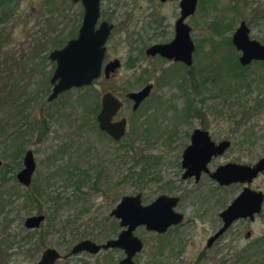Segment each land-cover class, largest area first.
<instances>
[{
    "label": "rangeland",
    "instance_id": "1",
    "mask_svg": "<svg viewBox=\"0 0 264 264\" xmlns=\"http://www.w3.org/2000/svg\"><path fill=\"white\" fill-rule=\"evenodd\" d=\"M110 2L104 0L103 9L115 29L106 52L123 63L120 75L95 81L91 92L74 89L53 102H48V96L56 65L49 61V54L77 36L82 6L72 0H15L0 7V95L4 100L0 102V193H4L0 264H38L50 248L66 255L82 240L97 244L113 240L121 229L110 217L112 209L123 196L137 193L144 196L145 204L160 195L178 196L177 209L185 214V221L166 235L136 229L144 249L135 262L264 264V211L255 223L241 220L230 226L206 250L207 240L220 229V211L236 198L239 188H219L208 177L196 184L183 181L180 166L181 153L195 128L232 142L226 154L212 163L213 169L227 162H256L263 156L264 63L214 77L226 55H232L239 66V54L230 44L242 21L252 38L264 43V0H200L189 21L197 51L194 78L187 82L181 70L163 82V72L176 68L159 59L139 58L134 70L130 57L137 58L144 46L170 36L152 39L146 0H121L113 7ZM173 10V6L157 8L166 17V28L174 22ZM4 12L9 14L6 20ZM149 82L154 85L152 94L133 114L125 96ZM107 91L125 102L119 118H126L129 127L120 142L101 133L96 120L85 113L86 106H99ZM27 150L37 167L32 185L25 189L15 177ZM254 188L264 192V179L256 181ZM30 192L41 195L37 204L27 202ZM38 214L45 216L44 223L38 230L27 231L25 220ZM124 257L122 250L114 249L93 256L82 253L58 264H115Z\"/></svg>",
    "mask_w": 264,
    "mask_h": 264
},
{
    "label": "water",
    "instance_id": "2",
    "mask_svg": "<svg viewBox=\"0 0 264 264\" xmlns=\"http://www.w3.org/2000/svg\"><path fill=\"white\" fill-rule=\"evenodd\" d=\"M74 4H80L84 10L82 23L78 29L76 38L69 40L61 50H54L49 55V61L56 65L50 79L52 87L48 96V102H53L60 95L74 89H85L93 86V83L102 76L105 80L116 75L121 67L118 59L104 63L106 55L107 40L112 32V26L103 22L96 28L100 17L101 0H72ZM198 0L181 1V19L176 24L175 40L168 45H154L147 49V56H160L166 60L181 62L187 67L193 63L192 54L195 50L191 37H189L190 27L183 24L189 15L194 14ZM232 45L241 52L240 64L249 65L255 61H264V44L250 39L249 29L245 22H241L233 34ZM151 86H147L139 92L128 93L127 99L134 103L136 110L140 103L149 96ZM101 110L97 114L96 123L99 130L111 137L115 142H119L126 133V121L120 120L113 123L118 111L123 106L119 99L107 92L101 99ZM229 142H222L215 145L211 142L208 133L195 130L191 139V146L184 151L182 167L185 170L184 179L195 177L199 180L201 173L207 174V164L218 155H223L229 148ZM23 168L17 172L16 180L25 189L31 186L32 178L35 175L37 163L33 153L27 151L22 160ZM2 164L0 161V168ZM260 173L264 175V155L253 167L229 164L218 167L210 174L212 180L217 184L229 187L232 184H248L252 182ZM178 198L167 196L158 197L153 203L144 205L140 195L124 196L112 209L110 217L119 223L121 231L113 240L97 244L90 240H82L73 245L67 257H72L86 253L87 255H97L103 251L119 249L125 254L124 259L117 264H139L134 263V259L144 249V243L135 235V230H144L163 235L170 227L181 223L182 216L175 213V206ZM264 194L255 192L249 188H244L229 207L221 214L222 226L214 234L209 242L210 247L221 235L230 229V226L241 219H254V215L261 212ZM45 221L44 215L30 216L24 222L25 229L38 230ZM38 264H54L61 259L57 250L50 248L45 250Z\"/></svg>",
    "mask_w": 264,
    "mask_h": 264
},
{
    "label": "flooded vegetation",
    "instance_id": "3",
    "mask_svg": "<svg viewBox=\"0 0 264 264\" xmlns=\"http://www.w3.org/2000/svg\"><path fill=\"white\" fill-rule=\"evenodd\" d=\"M121 0H113V2H110V5L112 4V7L113 6H117V5H119L121 2H120ZM132 0H128V2L130 3ZM181 1L182 0H146V3L148 4L147 5V7H148V11H147V13H146V19L148 20V21H150V26H149V29H151L152 31H153V33H152V35L151 36H154L152 39L153 40H158L157 38H166V37H168V36H170L166 41L164 40V41H158V42H155V43H149L148 45H146V46H144V48L142 49V51L140 52V54H139V56L137 57V58H135V59H133L132 57H130V59H129V62H131V61H133L134 62V64H133V66L132 67H134V70L136 69V64L135 63H137V61L139 60V58H145L146 60H148V59H151V60H153V59H159V60H162V61H164V62H166V63H172L173 65H175V68H176V71H174V72H178L179 73V71L181 70L183 73H184V76H182V80H184L185 82H187L188 80H191V79H193L194 77H193V75H194V69H193V64H194V59H193V56H195V54H196V51H197V48L195 47V44H194V41L192 40V37L190 36L191 35V32H192V27H190V25H189V21H191V19L193 18V17H195L194 15L196 14V12H197V10L199 9V3H200V0H198V3H197V8H196V11L194 12V14H192V15H189L188 16V18H186L184 21H183V24L184 25H186L187 27H190V33H189V37H191V40H192V42H193V46H194V48H195V50H194V52H193V54H192V59H193V63H192V65H191V67H187V66H185L183 63H179V62H174V61H171V60H166V59H164V58H162V57H160L159 55L158 56H147L146 55V52H147V49L148 48H150L151 46H154V45H158V44H161V45H168L169 43H171V42H173L174 40H175V36H176V24L178 23V20L179 19H181V6H180V4H181ZM124 3H127V2H124ZM103 5H104V0H101V2H100V17H99V22H98V24H97V26H96V28H98L101 24H103V22H105V23H107L109 26H112V32H111V34H110V36H109V38H108V42H107V44H106V51H107V47H108V43L110 42L109 40H110V38H111V36H112V34L114 33V29H115V25H113L112 24V22L109 20V18H108V16H107V13H106V11L103 9ZM170 6H173L174 7V10H173V17H174V22H173V24L172 25H170L168 28H166L165 26H164V22H165V19H166V17H164V16H161L158 12H157V8L158 7H163V8H167V7H170ZM142 8V11L144 10V8L143 7H141ZM83 9V8H82ZM112 11V10H111ZM84 12V11H83ZM112 14H113V11H112ZM112 16V15H111ZM247 25V24H246ZM81 26V25H80ZM247 27H248V25H247ZM80 28V27H79ZM170 29V30H169ZM248 29H249V27H248ZM78 31V30H77ZM236 31V30H235ZM234 31V32H235ZM234 34V33H233ZM232 34V35H233ZM249 34H250V29H249ZM77 35H78V33H77ZM77 37V36H76ZM75 37V38H76ZM233 37V36H232ZM73 39V38H72ZM71 39V40H72ZM250 39H252V40H256V39H253L252 38V34H250ZM257 42H259L258 40H256ZM260 43V42H259ZM261 44V43H260ZM264 44V43H263ZM232 47H233V45H232V39H231V44H230ZM64 47V46H63ZM62 47V48H63ZM61 48V49H62ZM61 49H59V50H61ZM234 50H236V52L239 54L238 55V64H239V67H241V68H243V71H248L251 67H253V66H262V64L264 63V61H255V62H252V63H250L249 65H244V67L240 64V62H239V60H240V55H241V52H239V51H237V49H236V47L234 46ZM235 52V53H236ZM49 59V58H48ZM116 59H118V58H113V59H110L108 56H107V52H106V55H105V61H104V63L106 64L107 62H110V61H113V60H116ZM119 60V59H118ZM119 62H121L120 60H119ZM53 63V62H52ZM130 65V64H129ZM123 68V63L121 62V67L118 69V71H117V74L116 75H112L111 77H110V79H108V80H105L104 79V77L102 76L99 80H97V81H101V80H104L105 82L106 81H110V80H115V79H117V77L120 75V71H121V69ZM215 71H217L216 69H215ZM225 71V70H224ZM173 70L171 71L170 70V72L169 71H164L163 72V75H162V78L163 79H161L163 82H164V80H166V79H168V77H170V75L173 77L174 75H172L173 73ZM227 72V71H226ZM223 74V72H219L218 71V73L217 74H215V78H218V77H220L221 75ZM191 77H193V78H191ZM204 79H206V78H204ZM203 82H204V80H203ZM200 84H202V83H200ZM151 86V89H150V91H149V96L144 100V101H142L141 103H140V105H139V107L136 109V110H134V103L131 101V100H129V99H127V96H128V94L125 96V100H127V101H129V103L130 104H132V108H131V110H132V113L133 114H135V113H137L138 111H139V109L145 104V102L150 98V96H151V92H152V90H153V88H154V85H153V83H151V82H149L148 84H146L144 87H142V88H140L139 90H141V89H143V88H145V87H147V86ZM107 92H109V93H111V95H113L116 99H119V101H121V104L123 105L122 107H121V109L118 111V113H117V115H115L116 117L115 118H113L112 119V122L113 123H118L120 120H125L126 121V132H127V129H128V120L126 119V118H119L120 116V113H121V111L124 109V99H122V97L120 96V95H115V94H113L112 92H110V91H107ZM107 92L106 93H104V94H107ZM137 92H139V91H137ZM66 93V92H65ZM104 94H103V96H104ZM61 96V95H60ZM102 96V97H103ZM102 99V98H101ZM99 106H100V109H99V111L101 110V100H100V104H99ZM99 111H98V113H99ZM97 113V114H98ZM97 116V115H96ZM95 116V117H96ZM97 118V117H96ZM96 118H95V120H96ZM97 124V123H96ZM195 130H199L200 132H203V133H208V136H209V138H210V140H211V142L212 143H214L215 145H218V144H220V143H222V142H229L230 143V146H229V148H231L232 147V142H230L229 140H225V139H222V140H217V138H215L211 133H209V131L207 130V129H200V128H195L191 133V135H190V137H189V142H188V145L184 148V150L182 151V153H181V161H180V166L182 165V162H183V154H184V151L189 147V146H191V139H192V136H193V134H194V131ZM103 133V132H102ZM105 136H107L105 133H103ZM126 134V133H125ZM108 138H110V139H112L111 137H108ZM124 138V137H123ZM122 138V139H123ZM121 139V140H122ZM113 140V139H112ZM114 141V140H113ZM115 142V141H114ZM120 142V141H119ZM228 148V149H229ZM227 149V150H228ZM227 150L224 152V154L223 155H218V156H216V157H214V158H212L211 160H210V162L207 164L208 166H207V168H208V173L207 174H205V173H201L199 176V180H196L195 179V177H193V178H186V179H184V174H185V170L183 169V167L181 166V169H182V180L183 181H186V180H194V183L196 184V183H199L204 177H208L212 182H214L215 184H216V186H218L219 188H229L230 186H237L238 188H239V192H238V194H237V196H236V198L237 197H239L240 196V193L244 190V188H249V189H251V190H253V191H255V192H262L263 194H264V192L263 191H259V190H257L256 188H254V184H255V182L256 181H258L260 178H263L264 179V175H263V173H260V175H258L255 179H253L252 180V182L250 183V185H248V184H232V185H229V187H225V186H221V185H219V184H217L214 180H212V178H211V175L210 174H212V173H214L216 170H217V168L218 167H221V166H225V165H228V163L229 164H235V165H243V166H247V167H249V166H251V167H253L254 165H256L257 163H258V161H256V162H249V163H247V162H240V161H238V162H227V164H220V165H218L216 168H212L213 167V162L214 161H216L218 158H220V157H222V156H224L225 154H226V152H227ZM27 151H30V150H27ZM27 151H26V153H27ZM25 155V154H24ZM264 155V154H263ZM34 156V155H33ZM24 158V157H23ZM262 157H260L259 159H261ZM23 160V159H22ZM36 172V171H35ZM34 177V176H33ZM16 178V177H15ZM32 180H33V178H32ZM17 181V180H16ZM32 183V182H31ZM32 185V184H31ZM137 194H139L140 195V198H141V200H142V203H143V206L144 205H148V204H151V203H153L158 197H161V196H163V195H160V196H158V197H156V198H154V200L152 201V202H149L148 204H145L144 203V196L141 194V193H137ZM137 194H134V195H137ZM165 196H167V197H170V198H178L179 200H178V202L176 203V206H175V213H178V214H180L181 216H182V221H181V223H179L177 226H174V227H170V228H168L167 229V232H169V230H171V229H174V228H177V227H179V226H182L183 224H184V221H185V214L183 213V212H181V211H179L178 209H177V207L179 206V204L181 203V198H179L178 196H168V195H165ZM164 196V197H165ZM124 197V196H123ZM236 198H234L233 199V201L236 199ZM232 201V202H233ZM231 202V203H232ZM231 203H229V204H231ZM262 205V208H261V212L259 213V214H256V215H254V219L251 221L250 219H246V220H244V219H241L242 221H244V222H247L248 224H252V223H255V222H257L258 220H259V218L262 216V212L264 211V201H263V203L261 204ZM229 207V205L225 208V209H223L222 211H220V213H219V215H218V218L220 219V223H221V225H220V227L222 226V220H221V217H220V214L224 211V210H226L227 208ZM114 209V208H113ZM38 215H42V214H38ZM38 215H35V216H38ZM241 220H239V221H236V222H241ZM236 222H234L233 224H235ZM232 224V225H233ZM231 225V226H232ZM220 230V229H219ZM219 230H217L214 234H216ZM30 231H34V230H30ZM167 232L165 233V234H163V235H166L167 234ZM226 233V232H225ZM224 233V234H225ZM213 234V235H214ZM223 234V235H224ZM159 235V234H158ZM212 235V236H213ZM223 235H221L220 236V238L223 236ZM118 236V235H117ZM116 236V237H117ZM212 236H210V238L212 237ZM246 237L247 238H250L251 237V232H247L246 233ZM210 238L207 240V243H206V246H205V248H206V250H210V248H212L217 242H219L220 241V238L217 240V241H215L210 247H208V242H209V240H210ZM110 240H112V239H110ZM108 241V240H107ZM72 249V248H71ZM71 252V251H70ZM69 252V253H70ZM59 253V252H58ZM68 253V254H69ZM60 254V253H59ZM68 254H66V255H63V254H60V257H61V259L59 260V261H57L56 263H54V264H58V263H61V261H64V260H67L68 258H71V257H67V255ZM84 254H86V253H84ZM124 259V258H123ZM119 261H121V260H119ZM118 261V262H119ZM118 262H116L115 264H117ZM39 263V262H38ZM134 263H136L135 262V259H134Z\"/></svg>",
    "mask_w": 264,
    "mask_h": 264
},
{
    "label": "trees",
    "instance_id": "4",
    "mask_svg": "<svg viewBox=\"0 0 264 264\" xmlns=\"http://www.w3.org/2000/svg\"><path fill=\"white\" fill-rule=\"evenodd\" d=\"M15 0H0V7H3V6H8L9 4H12L13 2H14ZM3 14V20H6L7 19V17L9 16V14H8V12H4V13H2ZM219 27H221V28H226L225 26L223 27L222 25L220 26V25H218ZM217 27V26H216ZM215 27V30H217V31H219L220 29H218V28H216ZM72 37H74V36H71L70 38H72ZM76 37V36H75ZM229 43V42H228ZM231 46V45H230ZM227 54H232V52L229 50L228 51V53ZM226 58H225V62H223V66H218V67H216V70L217 71H219V72H223L224 70H225V73H232V72H234V68H238V70L239 71H241V72H244L243 71V68H241V67H239V66H237L236 64H235V60L233 59L234 57L231 55V56H225ZM236 66V67H235ZM227 71V72H226ZM176 74V72H174L172 75H175ZM242 76V74H236V77L237 78H240ZM215 78V77H214ZM204 81H205V79H204ZM220 82V81H219ZM221 82H223V81H221ZM204 83V82H203ZM203 86V84H201V87ZM85 90H88V92H91V88H89V87H85ZM4 100H3V98H2V96L0 95V102H2V103H4L3 102ZM99 109H100V106H94V107H92V106H86V108H85V113H87L90 117H91V119H92V121H94L95 120V116L97 115V113H98V111H99ZM102 133V132H101ZM76 171H78L77 169H76ZM71 175H72V177L73 178H76L77 176H76V173L75 172H71ZM77 191H79V188H77ZM41 195H38L37 194V196H36V192H34V193H32V192H30L29 194H28V196H26V200H27V202H29V203H32V204H37V202H38V198L40 197ZM3 198H4V193H0V205H1V203L3 202ZM110 240V239H109ZM107 241V240H106ZM82 242V241H81ZM79 243V242H78ZM77 244V243H76Z\"/></svg>",
    "mask_w": 264,
    "mask_h": 264
}]
</instances>
